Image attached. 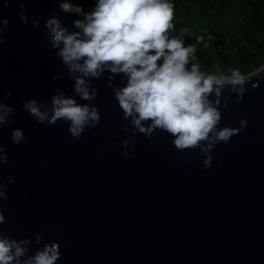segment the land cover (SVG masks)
<instances>
[{
    "label": "water",
    "instance_id": "95a60500",
    "mask_svg": "<svg viewBox=\"0 0 264 264\" xmlns=\"http://www.w3.org/2000/svg\"><path fill=\"white\" fill-rule=\"evenodd\" d=\"M58 2L9 0L4 8L0 0V20H9L0 33V101L15 109L13 123L0 126L10 161L0 165V183L13 177L7 200H0V231L30 241L42 234L29 254L58 242L56 264H264V76L253 78L255 89L246 85L239 104L229 97L220 126L239 127L233 112H246L247 126L229 144L214 146L208 169L198 149L177 151L163 133L151 140L137 134L133 149H122L131 133L121 131L120 110L103 77L92 82L98 126L71 139L67 124H36L21 104L29 98L47 103L56 88L72 94L44 20L34 28L17 16L20 3L36 18L56 10L72 30L77 17L61 14ZM113 84H121L119 76ZM13 128L24 130L19 146L10 141Z\"/></svg>",
    "mask_w": 264,
    "mask_h": 264
},
{
    "label": "clouds",
    "instance_id": "9594fccd",
    "mask_svg": "<svg viewBox=\"0 0 264 264\" xmlns=\"http://www.w3.org/2000/svg\"><path fill=\"white\" fill-rule=\"evenodd\" d=\"M9 6V0H3V7ZM18 7L21 24L30 22L39 28L44 20L47 41L72 81V94L56 88L47 103L37 98L21 102L22 110L36 124L65 123L74 140L96 128L101 117L92 103L98 95L92 82L103 77L120 110L121 131L131 133L121 141L122 149L132 150L137 134L151 140L163 133L177 151L198 149L203 168L208 169L214 146L229 144L231 137L246 128V112H233L239 127L220 126L222 112L228 108L230 96L232 103L239 104L246 85L253 89L258 86L253 78L264 76V65L247 73L239 67H229L226 72L202 70L196 45L185 43L186 29L175 28L173 0H94L87 12L76 0H59L61 14L77 17L71 23L72 30L58 18L56 10L45 19L28 16L23 3ZM8 25L7 18L0 20V33ZM203 39L197 37L198 41ZM117 76L119 86L113 84ZM59 79L60 74L53 77ZM10 97V91L3 93L4 100ZM14 112L13 107L0 101V126L13 123ZM25 139L22 128L11 130L13 145L19 146ZM121 155L128 159L129 151ZM9 163L0 146V165ZM6 179L7 184L0 183V200H7L8 185L13 183L11 175ZM4 223L5 216L0 212V224ZM41 240L39 233L30 241L0 231V264H56L61 256L56 241L45 242L29 254L32 244L40 245Z\"/></svg>",
    "mask_w": 264,
    "mask_h": 264
},
{
    "label": "trees",
    "instance_id": "16d2710c",
    "mask_svg": "<svg viewBox=\"0 0 264 264\" xmlns=\"http://www.w3.org/2000/svg\"><path fill=\"white\" fill-rule=\"evenodd\" d=\"M89 11L94 0H76ZM173 23L196 45L202 70L242 72L264 65V0H173ZM204 37L206 44H199ZM211 37V39H209Z\"/></svg>",
    "mask_w": 264,
    "mask_h": 264
},
{
    "label": "rangeland",
    "instance_id": "374dc122",
    "mask_svg": "<svg viewBox=\"0 0 264 264\" xmlns=\"http://www.w3.org/2000/svg\"><path fill=\"white\" fill-rule=\"evenodd\" d=\"M197 41H198V40H197ZM198 43H199V44H203V43L206 44L207 42L203 39V40H201V41H198Z\"/></svg>",
    "mask_w": 264,
    "mask_h": 264
}]
</instances>
